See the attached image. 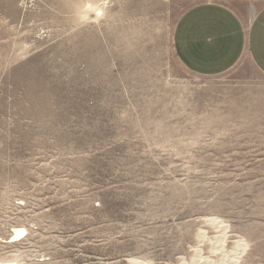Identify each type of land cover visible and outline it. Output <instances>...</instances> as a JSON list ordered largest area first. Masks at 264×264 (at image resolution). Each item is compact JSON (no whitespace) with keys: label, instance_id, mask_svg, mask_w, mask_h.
Instances as JSON below:
<instances>
[{"label":"rangeland","instance_id":"374dc122","mask_svg":"<svg viewBox=\"0 0 264 264\" xmlns=\"http://www.w3.org/2000/svg\"><path fill=\"white\" fill-rule=\"evenodd\" d=\"M190 5L0 0V260L264 264V75L186 69Z\"/></svg>","mask_w":264,"mask_h":264},{"label":"crops","instance_id":"0c3cea01","mask_svg":"<svg viewBox=\"0 0 264 264\" xmlns=\"http://www.w3.org/2000/svg\"><path fill=\"white\" fill-rule=\"evenodd\" d=\"M50 1L107 3L116 0ZM190 1L174 31L175 52L181 64L197 75L217 76L248 57L264 75V0ZM251 7L255 10V16L251 10L252 23Z\"/></svg>","mask_w":264,"mask_h":264},{"label":"bare ground","instance_id":"6f19581e","mask_svg":"<svg viewBox=\"0 0 264 264\" xmlns=\"http://www.w3.org/2000/svg\"><path fill=\"white\" fill-rule=\"evenodd\" d=\"M106 5V4H105ZM102 14V12H100ZM215 221V220H214ZM212 222V220L210 221ZM222 228V227H221ZM223 229V228H222ZM24 233H26V230L25 229H19V230H16L15 232V238H20L24 235ZM203 239V238H202ZM239 246V245H238ZM243 246V245H242ZM240 248L241 245H240ZM215 250V249H214ZM241 251V250H239ZM215 252V251H214ZM200 256V255H199ZM135 264H143V262H139L138 260H132ZM0 264H17L14 260H0Z\"/></svg>","mask_w":264,"mask_h":264}]
</instances>
